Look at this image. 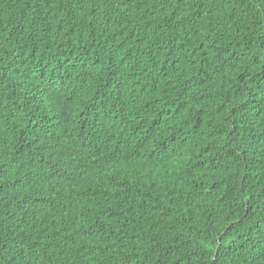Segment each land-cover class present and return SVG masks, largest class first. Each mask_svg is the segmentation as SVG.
Listing matches in <instances>:
<instances>
[{
	"label": "trees",
	"instance_id": "16d2710c",
	"mask_svg": "<svg viewBox=\"0 0 264 264\" xmlns=\"http://www.w3.org/2000/svg\"><path fill=\"white\" fill-rule=\"evenodd\" d=\"M0 264H264V0H0Z\"/></svg>",
	"mask_w": 264,
	"mask_h": 264
}]
</instances>
